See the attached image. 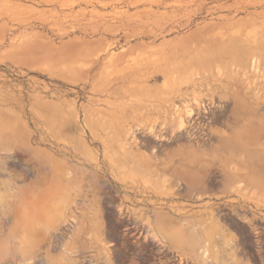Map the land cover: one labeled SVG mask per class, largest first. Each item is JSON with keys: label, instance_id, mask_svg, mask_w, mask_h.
<instances>
[{"label": "rangeland", "instance_id": "obj_1", "mask_svg": "<svg viewBox=\"0 0 264 264\" xmlns=\"http://www.w3.org/2000/svg\"><path fill=\"white\" fill-rule=\"evenodd\" d=\"M261 27L264 0H0V264H90L89 259L92 264H138L143 252L155 250L164 254V264H197L180 262V254L188 257L192 251L176 247L169 238L173 232L159 229L156 218L165 213L181 222L197 216L205 223L210 210L225 229L213 242L223 263L253 264L254 232L264 226V191L246 201L233 195L229 191L243 192L245 182L236 180L225 190L215 163L200 192L157 194L149 182L123 177L125 169L109 163L102 137L122 122L125 111L162 103L148 101L145 91L168 87L165 74L177 61L248 45L253 55ZM175 49L182 55L166 63L159 52ZM185 65L184 73L174 69L173 76L201 69L197 62ZM156 67L162 72L151 73ZM125 74L127 82L115 81ZM210 87L215 91L214 83ZM196 88L207 92L205 86ZM192 89L182 87L186 100L168 103L183 106ZM216 92L207 97L212 99L204 121L207 136L200 140L206 149L217 143L213 131L230 132L229 95ZM163 115L126 120L142 126L136 137L149 142L146 130H162ZM162 134L166 140L141 150L150 154L153 146L156 157L165 158L177 146V133ZM51 154L70 181L69 198L55 195L53 203L47 196ZM225 156L219 154L222 161ZM180 188L175 192L183 194L185 187ZM60 205L73 212L55 216ZM28 214H34L29 225ZM190 230L184 239L191 237Z\"/></svg>", "mask_w": 264, "mask_h": 264}, {"label": "bare ground", "instance_id": "obj_2", "mask_svg": "<svg viewBox=\"0 0 264 264\" xmlns=\"http://www.w3.org/2000/svg\"><path fill=\"white\" fill-rule=\"evenodd\" d=\"M260 29H263L261 30L263 34L253 39V55L249 54L248 45V47L242 46L238 50L234 49L231 53L206 56L201 60H192L189 57L187 60L177 61L171 67V70L165 74L167 79L171 80V84L167 82L171 85H169L170 87L166 85L162 87L155 86L145 91L148 101L157 99L162 100L161 104H167L161 105L148 102L140 111H125L124 116L122 114V122L112 127V131L107 137H102L104 157L108 159L109 163L125 169L124 172L125 174L127 172V175L123 177H128L132 181H143L145 184L149 182L154 186V191L157 194H175L188 197L194 192H200L205 186L206 176L210 173L211 168L215 166V163L217 164L215 168L221 176V182L225 190H230L231 185L236 180L241 179L245 182L243 192H239L237 189L229 191L233 195H238L246 201V198L250 195L253 197V195L264 191V27ZM159 53L166 63H170L171 60H175L182 55L176 49ZM186 62H197L200 64L201 69L196 71L193 69V72L185 77L181 76L182 78L173 76L174 69H177L179 73L185 72ZM161 72L162 69L156 67L151 73L158 74ZM128 80L129 74H125L115 81L123 84ZM212 83L215 84V91L211 90ZM189 85H192L193 88L192 96L189 97L190 99L188 98L187 102L183 101V106L179 107L174 103H168L173 98L183 99L186 92H182V87L187 89ZM196 86L200 89L205 86L207 92L203 93L202 89L195 91ZM217 90L222 91L220 96L226 97L229 95L231 101L229 109L231 118L227 124L230 132L213 131L217 143L206 149L200 140L205 141L207 136L204 131V121L207 119L212 104V99H207V97L217 93ZM116 92L117 90L113 93ZM204 99L209 102L204 103ZM184 100L186 99L184 98ZM154 112H163L164 114L161 119L162 130H168L172 134L177 133L175 135L176 148L163 159L156 157L154 154L156 150L153 146L150 154L141 150V146L150 147L152 143L166 140L162 130L150 127L146 130L149 142L139 141L136 134L139 130H143V127L139 124L133 125L130 120H126V117L130 115L137 117ZM81 143L85 147L83 140H81ZM85 152L88 155L91 154V151ZM219 154L227 155L224 161L221 160ZM229 161L235 162V164L230 166L228 165ZM49 166V173L51 174L50 188L47 192L49 202H52L55 195H59V199L62 200L69 198L68 185L70 181L65 177L64 166L52 154L49 155ZM174 181H176L177 188L172 189ZM180 186L185 187L183 194L175 192ZM45 203L47 204V202ZM118 208L120 213L122 209L120 206ZM242 208L244 207L242 206ZM53 211L55 216L59 217L65 212L69 214L73 212L69 205L55 206ZM29 214L28 225L30 216L34 215ZM35 214L41 213L39 211ZM204 215H206L205 219L209 220L208 222L204 223L197 216L193 217V221L182 220L179 222L162 213L158 214L156 225L163 231L170 230L173 232L169 235V238L176 247H184L192 251V254L188 257L180 254V262L193 259L197 264L199 261L203 264H224L219 257V251L215 252L213 250V242L216 236L223 238L225 229L223 230V225L219 222L220 219L215 218L212 210L205 212ZM50 216L48 215L45 218L50 219ZM55 216L52 218L55 219ZM242 219H245V217H242ZM252 221L253 219H249L247 223L251 224ZM187 229H191V237L184 239L183 235L188 232H185ZM201 240H203L204 246L202 250H199L198 246ZM228 241L233 242L234 239ZM234 256H236L235 252ZM239 263L241 262L239 261Z\"/></svg>", "mask_w": 264, "mask_h": 264}, {"label": "flooded vegetation", "instance_id": "obj_3", "mask_svg": "<svg viewBox=\"0 0 264 264\" xmlns=\"http://www.w3.org/2000/svg\"><path fill=\"white\" fill-rule=\"evenodd\" d=\"M254 234L253 249L251 251L253 264H264V226L257 227V230L254 232ZM154 247L156 246L154 245ZM163 255L164 254L157 250L154 252H143L138 264H164V261L161 260ZM89 260L90 264H92L91 259Z\"/></svg>", "mask_w": 264, "mask_h": 264}]
</instances>
